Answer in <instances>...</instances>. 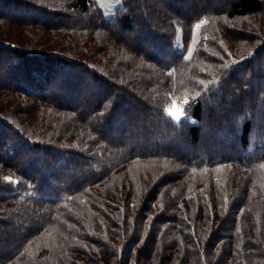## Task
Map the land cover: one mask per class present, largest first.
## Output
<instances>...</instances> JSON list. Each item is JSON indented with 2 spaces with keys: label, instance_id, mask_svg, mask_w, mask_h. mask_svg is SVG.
<instances>
[{
  "label": "trees",
  "instance_id": "trees-1",
  "mask_svg": "<svg viewBox=\"0 0 264 264\" xmlns=\"http://www.w3.org/2000/svg\"><path fill=\"white\" fill-rule=\"evenodd\" d=\"M0 3V264H264V0Z\"/></svg>",
  "mask_w": 264,
  "mask_h": 264
},
{
  "label": "rangeland",
  "instance_id": "rangeland-1",
  "mask_svg": "<svg viewBox=\"0 0 264 264\" xmlns=\"http://www.w3.org/2000/svg\"><path fill=\"white\" fill-rule=\"evenodd\" d=\"M18 1H20V0H18ZM101 3L103 4V6H104V9H105V13H106V15L108 16V17H112L113 16V14H114V12H115V10H116V8H117V6H118V0H101ZM19 8H21V5H19L18 6V8H16V6L13 4V3H11V4H9L8 6H6V7H3V5L0 3V10H7V11H9V12H15V13H20V12H18L17 11V9H19ZM16 9V10H15ZM22 9H24V8H22ZM19 29L21 30V31H23V29L21 28V27H13V25H11V24H5V22H0V35L1 36H3L2 38H4V39H6L7 38V36H11L12 34H15V32L17 33V31H19ZM24 29H27V28H24ZM29 33V34H28ZM23 36H25V39H26V41H29V40H31V39H33V36L31 35V31L29 32L28 30H26V31H24V34H23ZM32 38H31V37ZM44 38V35H39V36H37L36 38H34V39H37L36 41L37 42H39V41H41L42 39ZM6 59L3 57L2 58V61H5ZM238 62H240V63H242L243 61H239L238 60ZM10 98H15V96H11ZM24 99V98H23ZM24 101H25V99H24ZM184 101L185 100H183L182 101V103H177L176 102V100H174L172 103H171V105H170V107H169V110H168V112H169V114H170V116L175 120V121H177L176 119H175V117H174V115H172L171 113H176V114H180V116H181V118H180V120L185 116H187L188 115V113L187 112H185V104H184ZM181 110H182V112H181ZM179 120V121H180ZM179 121H177V122H179Z\"/></svg>",
  "mask_w": 264,
  "mask_h": 264
},
{
  "label": "snow or ice",
  "instance_id": "snow-or-ice-1",
  "mask_svg": "<svg viewBox=\"0 0 264 264\" xmlns=\"http://www.w3.org/2000/svg\"><path fill=\"white\" fill-rule=\"evenodd\" d=\"M196 27L199 28L200 25L198 24V25H196ZM201 83H202V82H201ZM184 103H185V104H189V101L186 99V100L184 101ZM181 112H182V110H181ZM171 114L174 115V117H175V119H176L177 121L180 120V118H181L180 114H176V113H171ZM5 179H10V178H5Z\"/></svg>",
  "mask_w": 264,
  "mask_h": 264
},
{
  "label": "built area",
  "instance_id": "built-area-1",
  "mask_svg": "<svg viewBox=\"0 0 264 264\" xmlns=\"http://www.w3.org/2000/svg\"><path fill=\"white\" fill-rule=\"evenodd\" d=\"M246 57H248V55H245L244 57H240L237 60L242 61V60L246 59Z\"/></svg>",
  "mask_w": 264,
  "mask_h": 264
}]
</instances>
